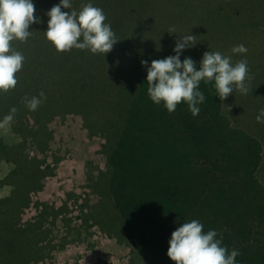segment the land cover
<instances>
[{
	"label": "trees",
	"instance_id": "trees-1",
	"mask_svg": "<svg viewBox=\"0 0 264 264\" xmlns=\"http://www.w3.org/2000/svg\"><path fill=\"white\" fill-rule=\"evenodd\" d=\"M106 2L100 0L97 4ZM33 3L34 15L39 16L42 23L30 26L32 35L26 42H11L12 48L22 53L25 60L17 74L19 84L15 89L0 91V121L6 109L10 110L17 103L25 105V97L56 92L62 84H77V88L73 87L76 96L72 100L52 97L51 103L41 110L38 130L28 134L16 131L22 136L33 134L41 146L46 141L43 138L45 123L52 115L76 110L85 117L87 99L100 100L99 94L119 96L131 111L129 118L121 120L123 129L119 133L111 137L98 124L88 123L109 141L106 147L109 177L97 194L102 208L91 216L116 226L122 240L147 264H174L167 256L171 233L183 222L193 219L204 225L205 232L216 230L222 234L223 245L229 251L239 250L237 264H264V118L257 120L261 112L258 103L249 92L241 94L239 91L221 101L214 83L201 82L200 90L206 99L200 105L199 114L193 116L186 103L181 102L169 114L147 94V71L142 61L150 65L152 60L174 55L175 38L168 34L165 20L166 15L172 13L176 16L173 21L179 25L183 20L177 10L180 5L165 4L161 12L152 16L145 28H141L147 31V38L137 33L133 36L131 25L144 24V20H137L138 16L130 22L120 16L114 19L115 15L104 12L106 22L119 39L104 55L78 49L58 52L43 31L47 30V11L59 0H33ZM80 4L72 3L77 6L73 10L77 11ZM159 7L162 9L161 4ZM150 8L153 10L152 6ZM219 8L226 18H241L254 27L264 28V0H220ZM141 14L143 11L139 8L134 15ZM162 25L166 34L159 40L155 31ZM179 27L188 31L187 25ZM188 34H192L191 30L184 35ZM212 40L223 42L220 36ZM195 42V47L183 52L181 60L191 57L197 63V70L206 51L230 55L232 63L240 61L239 54H233L227 45L210 47L207 42H198L196 37ZM7 140L8 137L0 134V155L5 156L0 158L15 167L22 165L31 175L24 189H19L15 180L10 181L11 194L16 192L17 202L12 219L4 222L8 228L5 232L16 233L11 239L22 246L21 251L27 256L3 264H19L25 263L32 249L41 253L36 246L40 222L25 229L15 227L16 212L27 203L29 192L41 187V173L36 162L24 155L25 142L17 145ZM13 156L24 161L16 163ZM11 197L0 201L3 217L10 209L4 201Z\"/></svg>",
	"mask_w": 264,
	"mask_h": 264
},
{
	"label": "rangeland",
	"instance_id": "rangeland-1",
	"mask_svg": "<svg viewBox=\"0 0 264 264\" xmlns=\"http://www.w3.org/2000/svg\"><path fill=\"white\" fill-rule=\"evenodd\" d=\"M97 1L100 0L89 2L103 9L106 14L108 12L115 15L116 18L111 16L114 19L120 16L131 22L138 16L137 20H144V24L131 25L133 36L137 33L147 38V31L141 28L150 18L152 19V16L161 12L165 4H168L180 5V9L177 10H180L183 16V20L178 25L174 22L175 15L172 13L166 15L168 34L172 39L175 38V42L191 30L198 42H207L210 47L224 48L227 45L233 48L244 45L247 53L239 54L238 57L240 60L246 58L250 69V78L246 82V87L261 110L264 109V28L254 27L243 22L241 18L224 17L219 8L220 0H118L116 2L107 0L105 5L97 4ZM71 2L81 3L77 12L82 5L89 3L84 0H71ZM75 7L77 6L73 5V9ZM139 8L143 14L134 15ZM160 15L162 16V13ZM185 25L188 26V31L179 27ZM157 28L160 30L157 29L155 32L161 40L166 29L163 25L162 28ZM172 30L177 33H171ZM216 36L222 37L223 42L212 40ZM73 87L77 88V84H62L56 92L46 94V99L35 111L29 110L26 104L13 105L12 108L16 109L14 119L10 124L0 126V134L8 137L7 141L11 144L19 145L25 142L22 146L24 155L36 162L41 173L40 189L29 192L27 203L16 212L15 216L17 218L15 227L18 229H25L31 224L40 222L41 229H37L36 246L39 252L41 249V253H36L32 249L25 263L19 264H76L84 256H87L88 260L90 257L93 260L100 256L102 260L99 259L100 261L95 264H147L124 239L122 240L116 231V226L113 227L105 220H97L93 217L102 208V200L97 194L105 178L109 177V159L106 155L109 141L103 133L93 130L90 124H98L113 137L123 129L121 120L129 118L131 111L128 110V105H125L119 96L107 97L99 94L100 100H86L84 112L86 120L83 114L76 110L56 113L45 123L43 138L46 141L41 146H38L39 142L33 134L22 136L17 133L21 131L28 134L38 130L41 110L51 103L54 95L62 101L72 100L76 96ZM106 98L108 100H105ZM112 99H114L113 103H111ZM103 100L105 104L102 105ZM10 110L6 109L3 116L9 115ZM0 157L5 158L4 155ZM13 157L16 163L24 161L22 158ZM30 179L31 175L27 168L24 169L22 165L15 167L0 158V201L12 196L4 201L10 207L7 216L0 215V264L27 256V253L21 251L22 246L11 239L12 234L16 233L5 232L8 228L4 222L12 219L14 205L17 202L16 192L11 194L10 181L15 180L16 186L24 189ZM40 238L45 239L40 240Z\"/></svg>",
	"mask_w": 264,
	"mask_h": 264
},
{
	"label": "clouds",
	"instance_id": "clouds-1",
	"mask_svg": "<svg viewBox=\"0 0 264 264\" xmlns=\"http://www.w3.org/2000/svg\"><path fill=\"white\" fill-rule=\"evenodd\" d=\"M69 9L70 11H62ZM36 12L33 0H0V91L15 89L18 84L17 74L22 70L25 57L12 48L11 42H26L32 35V24L42 23ZM46 39L58 52L72 49L88 50L93 54L110 52L119 41L111 24L106 22L103 9L91 2L82 5L77 12L73 10L71 0H59L47 11ZM171 33H177L172 30ZM195 36L182 35L173 48L174 55L163 59L142 61L146 67L148 83L147 94L157 106L163 105L169 114L183 102L193 116L200 112V105L205 102V94L200 84H212L220 100H225L234 91L247 94L246 82L250 78L247 59L232 63L230 55L219 51H206L197 63L191 57L181 56L186 49L195 47ZM233 54H246L244 45L232 48ZM46 99L43 92L30 99L25 97L29 110L35 111ZM15 108L0 121V126L8 125L14 119ZM264 118V109L257 116ZM204 225L196 219L183 222L176 228L168 241L167 256L174 264H237L239 250L223 245V236L216 230L204 231ZM219 235V238H218Z\"/></svg>",
	"mask_w": 264,
	"mask_h": 264
},
{
	"label": "crops",
	"instance_id": "crops-1",
	"mask_svg": "<svg viewBox=\"0 0 264 264\" xmlns=\"http://www.w3.org/2000/svg\"><path fill=\"white\" fill-rule=\"evenodd\" d=\"M91 256H93V254H91ZM87 258H88L87 256H84L82 259L78 260L76 262V264L77 263L78 264H95L96 262H99L100 260H102V258L100 256L95 258V259H93V260H92V257H90L89 260Z\"/></svg>",
	"mask_w": 264,
	"mask_h": 264
}]
</instances>
